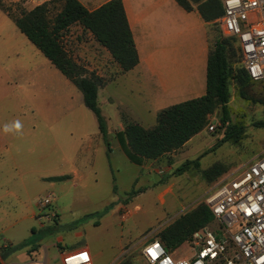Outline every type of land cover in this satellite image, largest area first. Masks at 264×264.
Listing matches in <instances>:
<instances>
[{"label": "rangeland", "instance_id": "1", "mask_svg": "<svg viewBox=\"0 0 264 264\" xmlns=\"http://www.w3.org/2000/svg\"><path fill=\"white\" fill-rule=\"evenodd\" d=\"M0 2L11 8L14 15L27 12L19 1ZM60 6V1L50 5L53 15L60 10ZM0 14L9 20L4 11L0 10ZM210 25L212 41L225 37L220 20ZM62 42L68 55L87 74L100 71L106 73L111 68L109 63L96 64L90 59L89 54L95 44L87 33L82 34L80 26L71 27L64 34ZM27 45L28 48H25L22 44L17 51L19 54L14 56L17 63L11 60L0 64V77L8 78L4 85L0 80V89L10 86L14 88L12 96H0V125L19 121L22 126L30 128L47 121L69 132L81 127L97 130V120L86 108L81 91L32 43L27 41ZM100 57L103 60L105 56L100 53ZM238 57L233 58V62L236 61L233 66L236 68L242 66ZM104 80L107 81L106 75ZM230 90L232 97L227 125H222V114L218 112L210 119V123L216 122L215 132H209L206 128L201 135L190 141L186 149L151 162L149 167L152 170L121 159L117 149L111 157L104 140L107 156L103 154L102 158L95 159L94 170L86 172L87 178L58 183L53 190L48 188V183L36 187L31 194L35 197L34 203L37 204L41 197L52 196V209L58 211L61 217L60 227L54 234L63 236L67 243L73 244L79 239L89 243L98 253L97 264H122L127 260L133 264H147L141 255L144 242L158 239L166 227L204 202L215 184L204 178L205 171L220 164L225 170L222 177L236 176L264 152V128L257 125L264 120V83L254 82L241 95L232 80ZM109 92L108 87H102L98 94L99 105L107 123L109 117H112V108L107 102ZM41 109L46 112L45 115L39 113ZM115 124V119L111 120L110 126ZM231 129L232 132L239 131L238 137L216 147ZM108 142L117 146L112 137ZM205 152L207 154L204 155ZM5 157V160L4 157L0 158V167L7 170L13 163L7 155ZM20 157L24 158L26 154H20ZM196 160L198 166L192 165L183 172L177 171L186 162ZM163 200L165 204H162ZM206 227L215 231L218 222L214 219ZM170 254L175 259H184L190 258L193 252L191 245L185 243ZM229 257L232 258L233 254L230 253Z\"/></svg>", "mask_w": 264, "mask_h": 264}, {"label": "crops", "instance_id": "2", "mask_svg": "<svg viewBox=\"0 0 264 264\" xmlns=\"http://www.w3.org/2000/svg\"><path fill=\"white\" fill-rule=\"evenodd\" d=\"M78 1L94 11L110 0ZM122 1L139 55L134 69L122 72L108 50L100 46L90 32H84L81 27L80 30L82 34L87 33L98 48L89 54L90 59L96 64L109 63L111 67L106 73H97L103 78L106 75L104 88L110 91L107 102L112 108V117L107 123L108 139L112 137L117 142L116 147L110 145L111 157L117 149L121 159L131 161L119 133L129 122L152 129L162 110L206 95L208 58L216 41L211 39L210 23L205 22L197 10L188 12L175 0ZM4 13L9 20L0 14V64L17 60L14 56L19 54L20 46L24 44L28 48L29 41ZM100 53L105 56L103 60ZM6 79L0 77L3 85ZM13 92V86L2 87L0 96L10 97ZM39 113L46 114L42 109ZM114 119L116 124L111 127ZM4 126L0 125V158L5 160L7 155L13 164L9 167L6 160L9 168L0 167V264H63L64 254L79 250H88L92 264H97L98 253L89 243L82 239L67 243L63 236L54 234L62 222L58 211L53 220L38 218V203H34L35 197L31 194L36 187L44 186L41 183H48V188L53 190L58 183L87 178L86 172L94 170L95 159L102 158L103 154L107 156L99 127L97 130L81 127L69 132L45 121L30 128L22 126L19 133H6ZM202 132L181 149H186ZM170 154L157 160H145L138 166L150 170L151 162ZM62 176L69 179L48 181Z\"/></svg>", "mask_w": 264, "mask_h": 264}, {"label": "trees", "instance_id": "3", "mask_svg": "<svg viewBox=\"0 0 264 264\" xmlns=\"http://www.w3.org/2000/svg\"><path fill=\"white\" fill-rule=\"evenodd\" d=\"M59 1L60 10L54 15L50 7L52 3L19 15H14L11 8L1 2L0 8L51 64L81 91L84 104L94 114L99 130L111 151L107 120L98 101L99 89L106 85V81L95 72L87 74L68 55L62 40L71 27L78 25L84 32H90L94 40L108 50L122 72L134 69L139 63V55L123 1L110 0L94 11L88 10L78 0ZM175 1L188 12L197 10L207 23H217L225 13L220 0ZM237 55L238 62L242 63L237 40L227 36L219 37L208 58L206 95L162 110L158 114L157 125L152 129H145L137 123H127L119 136L131 162L141 165L145 160H157L181 149L191 138L206 129L211 117L218 112L222 114V125H227L232 97L231 81H235L241 95L254 83L243 65L238 68L233 66L236 62H233V58H237ZM257 125L264 128V120ZM238 135L239 131L232 132L231 129L216 147L237 138ZM192 165L198 166V160L186 162L177 171L183 172ZM224 173L222 166L215 164L203 176L208 182L216 183ZM67 179L68 176H62L49 178L48 181L61 182ZM214 219L210 208L202 203L166 227L158 235V240L171 253L181 245L191 242L193 234L208 226ZM122 264L133 262L127 260Z\"/></svg>", "mask_w": 264, "mask_h": 264}, {"label": "built area", "instance_id": "4", "mask_svg": "<svg viewBox=\"0 0 264 264\" xmlns=\"http://www.w3.org/2000/svg\"><path fill=\"white\" fill-rule=\"evenodd\" d=\"M28 12L59 0H20ZM225 36L237 40L242 65L254 82L264 83V0H220ZM215 132L217 125L207 126ZM53 197L39 199L38 218L53 220ZM218 229L208 227L193 234V255L175 259L158 239L144 242L141 255L147 264H264V152L239 175L221 177L204 198ZM233 254V257L229 255ZM63 264H92L88 250L63 255Z\"/></svg>", "mask_w": 264, "mask_h": 264}, {"label": "clouds", "instance_id": "5", "mask_svg": "<svg viewBox=\"0 0 264 264\" xmlns=\"http://www.w3.org/2000/svg\"><path fill=\"white\" fill-rule=\"evenodd\" d=\"M21 129H22V124L19 121H15L12 124H6L4 126V131L6 133L7 132H12V131H15V132L19 133L21 131Z\"/></svg>", "mask_w": 264, "mask_h": 264}]
</instances>
